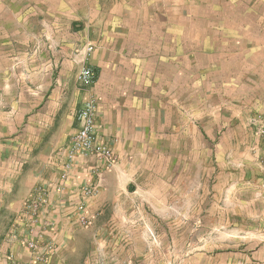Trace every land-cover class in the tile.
<instances>
[{
	"label": "rangeland",
	"instance_id": "obj_1",
	"mask_svg": "<svg viewBox=\"0 0 264 264\" xmlns=\"http://www.w3.org/2000/svg\"><path fill=\"white\" fill-rule=\"evenodd\" d=\"M115 1L99 0L98 30L96 0H0V264H264V95L185 68L173 85L144 66L110 83L107 61L133 46L102 25ZM92 99L96 149L71 157Z\"/></svg>",
	"mask_w": 264,
	"mask_h": 264
},
{
	"label": "crops",
	"instance_id": "obj_2",
	"mask_svg": "<svg viewBox=\"0 0 264 264\" xmlns=\"http://www.w3.org/2000/svg\"><path fill=\"white\" fill-rule=\"evenodd\" d=\"M95 4L98 29L102 10L99 0ZM105 16L106 22L102 25L107 36L131 39L133 46L121 49L119 57L107 61L108 77L102 72V80L107 77L114 85L137 79L144 81V66L153 68L156 83L173 85L179 81V69L185 68L180 74L185 73L187 80L194 81L196 73L201 71L204 78L217 77L206 82L250 83L254 86L251 95H264V0H165L155 5L144 3L137 8L130 0H116L108 4ZM111 41L107 39L104 50ZM117 41L114 39L115 44ZM114 50L112 54L116 55ZM139 98L133 91L129 95H108L101 101L111 108L117 100ZM141 98L147 99L146 95ZM71 99L77 102L81 96L71 95ZM53 100H56L54 95L42 105L43 114L48 108L50 115L60 109H56ZM74 123L77 127L75 119ZM60 148L54 149V156L47 158L48 163H60L65 144Z\"/></svg>",
	"mask_w": 264,
	"mask_h": 264
},
{
	"label": "built area",
	"instance_id": "obj_3",
	"mask_svg": "<svg viewBox=\"0 0 264 264\" xmlns=\"http://www.w3.org/2000/svg\"><path fill=\"white\" fill-rule=\"evenodd\" d=\"M91 51V48H88ZM93 71L82 66L78 73V80L83 84H89L93 81ZM95 100L87 101L76 116L77 129L68 142L67 151L69 156L88 154L96 149L97 123H96ZM89 195V192L86 191Z\"/></svg>",
	"mask_w": 264,
	"mask_h": 264
}]
</instances>
